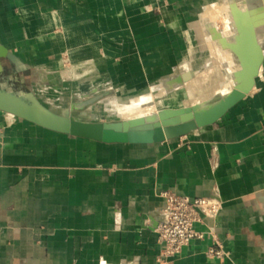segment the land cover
Instances as JSON below:
<instances>
[{"label": "crops", "instance_id": "1", "mask_svg": "<svg viewBox=\"0 0 264 264\" xmlns=\"http://www.w3.org/2000/svg\"><path fill=\"white\" fill-rule=\"evenodd\" d=\"M210 1L0 0V91L63 115L72 102L134 100L179 78L187 89L170 93L173 107L187 106V83L202 80L193 92L210 96L211 74L224 69L201 37L185 35ZM256 32L263 61L251 91L177 139L105 143L0 110V264H158L170 190L222 200L207 226L228 252L215 258L212 237L195 239L171 264H264V25ZM70 70L71 79L60 75ZM73 83L85 90L71 99Z\"/></svg>", "mask_w": 264, "mask_h": 264}, {"label": "water", "instance_id": "2", "mask_svg": "<svg viewBox=\"0 0 264 264\" xmlns=\"http://www.w3.org/2000/svg\"><path fill=\"white\" fill-rule=\"evenodd\" d=\"M248 21L237 20L240 31L237 46H226L233 60L241 65L242 72L230 90L207 104L162 108L145 116L116 122L83 121L69 114H55L0 91V110L46 129L105 143L148 144L186 136L217 122L255 85L263 49L257 37L258 25L247 24Z\"/></svg>", "mask_w": 264, "mask_h": 264}, {"label": "bare ground", "instance_id": "3", "mask_svg": "<svg viewBox=\"0 0 264 264\" xmlns=\"http://www.w3.org/2000/svg\"><path fill=\"white\" fill-rule=\"evenodd\" d=\"M220 11L224 12L229 17L228 26L224 30L218 29L216 26L218 20L221 21L219 15ZM238 19H249L246 23H252L254 26L264 25V0H219L217 4L207 6L206 10L201 13L200 19L195 24V28L185 31L189 43H196L198 38H202L204 33L209 34L213 39V41H208L207 39L201 40L205 42L210 53L226 67L225 77L227 82L221 90L223 93L233 87L242 72L241 65L233 60L232 54L228 48H226V46L230 45L235 48L237 46L240 36V31H238L236 24ZM243 25L246 27L245 24ZM244 26H242V28L245 29ZM60 75L65 79H71L74 76L71 70L64 71L60 73ZM193 75L194 71L192 70L186 71L183 74L186 79ZM95 78V82H100V80L97 81V77ZM87 81L90 82V78H88ZM179 83V78H173L153 87L151 93L143 94L134 100L116 98L112 101L114 103L112 107L94 108L95 118L98 117L100 120L116 122L145 116L162 108L173 107L178 104L179 99L174 94H170L169 96L165 94ZM188 84H190V90L188 89L189 91L184 97L185 103L190 102L192 105H203L213 100L209 98L203 102L201 99L202 97H198L195 92H193L195 91L193 88H196L194 87L196 83L195 85L194 82L187 83V85ZM84 90L85 85L73 83V87L70 91L71 99L80 95ZM163 95L164 97H162ZM38 96L41 100L46 99L40 92H38ZM158 97L162 98L157 99ZM6 113L11 116L12 119L15 117L12 113ZM9 124H11V121Z\"/></svg>", "mask_w": 264, "mask_h": 264}, {"label": "built area", "instance_id": "4", "mask_svg": "<svg viewBox=\"0 0 264 264\" xmlns=\"http://www.w3.org/2000/svg\"><path fill=\"white\" fill-rule=\"evenodd\" d=\"M15 117L12 119V121ZM4 126L0 125V139ZM165 205L158 217L157 240L160 245L158 264H171L182 248L195 239L213 238L206 253L215 258L228 256L220 243L214 241L215 232L207 225L215 220L222 208V200L214 196L190 198L174 190L163 192Z\"/></svg>", "mask_w": 264, "mask_h": 264}, {"label": "rangeland", "instance_id": "5", "mask_svg": "<svg viewBox=\"0 0 264 264\" xmlns=\"http://www.w3.org/2000/svg\"><path fill=\"white\" fill-rule=\"evenodd\" d=\"M218 1L219 0H211L210 2H209V4H208V6L209 5H215V4H217L218 3ZM207 8V7H206ZM206 8H205V10H206ZM204 10V11H205ZM201 15V14H200ZM219 15H220V19H221V21H219L218 20V22L216 23V26H217V28L218 29H222V30H224V29H226V27L228 26V23H229V17H228V15L227 14H225L224 12H222V11H220L219 12ZM202 40L203 39H207L208 41H213V39L211 38V36L209 35V34H205L204 33V35L202 36V38H201ZM211 58H212V60L214 61V63L216 62V67L217 66H219L220 67V65H221V68L223 67L224 69H221L220 71H219V73L217 72V71H211V72H213L211 75H213V76H211V78L212 79H210V85H211V95L209 96L208 94V96L206 97V96H204V97H202L201 99H202V101L204 102L205 100H207V99H209V98H211V99H216V98H218V97H220V96H222L221 94H220V92H214V91H218V90H220V88L218 87L219 85H221V87H224L225 86V84H226V82H227V79L225 78V75H226V68H225V66L221 63H219V60L215 57V56H213L212 54H211ZM215 67V68H216ZM219 70V69H218ZM201 74V73H200ZM201 75H198V76H196V78H198V77H200ZM175 77V76H174ZM202 77H203V75H202ZM206 77L207 78H209V74L207 73V75H206ZM223 78H225V79H223ZM196 80H198V79H196ZM203 81L202 80H200V81H198L197 82V88L196 89H198V91L197 92H199L200 91V93L202 94V91H203V83H202ZM215 87V88H214ZM186 86H184V85H178V86H176V87H174L173 88V90L171 89V90H169L168 92H166V94L165 95H170V93H172V92H174V91H183V93H185V91H186ZM215 89V90H214ZM152 92V90L151 91H149L148 93H151ZM147 93V94H148ZM162 97H164V95L162 96ZM162 97H158L157 99H161ZM113 100H112V98L111 99H109L108 97H106V96H103V98H101L99 101H97L94 105H91V106H89V107H86V108H80V109H78V108H75L74 107V103L72 102L71 104H72V106H73V110L71 111V112H66L65 110L63 111V110H60L61 112H62V114L63 113H65V114H63V115H66V114H70L72 117H74V118H76V119H79V120H83V121H106V120H100V118H95V113H94V108H103V107H112V106H114V103L112 102ZM201 101V102H202ZM190 105H192L190 102L187 104V106H190ZM102 119H104V118H102Z\"/></svg>", "mask_w": 264, "mask_h": 264}]
</instances>
